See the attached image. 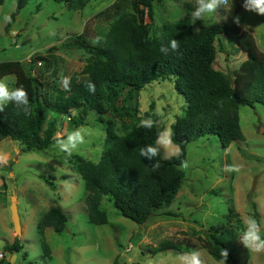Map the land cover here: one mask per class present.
I'll return each mask as SVG.
<instances>
[{
    "label": "rangeland",
    "instance_id": "374dc122",
    "mask_svg": "<svg viewBox=\"0 0 264 264\" xmlns=\"http://www.w3.org/2000/svg\"><path fill=\"white\" fill-rule=\"evenodd\" d=\"M133 2L90 0L84 9L75 10L65 2L32 0L13 22L11 16L17 0H5L0 5V62L20 61L29 74L38 78L47 120L51 115L50 101L59 90L65 89L64 78L68 81L74 75L84 78L82 71L91 54L78 45L74 37L85 33L93 44L103 42L115 20L126 11H133ZM232 2L233 7H240L239 25L250 38L241 45L238 40L221 34L217 42V67L235 79L247 77L246 84H249L255 67L253 60L256 55L264 59V15L247 11L244 0ZM196 7L197 0H163L155 4L153 20L146 17V21L153 35L161 38L168 26L186 18L199 30L222 21L227 15L221 9L204 20H194ZM97 37L100 40L95 43ZM15 79V74H10L0 81L13 89ZM236 86L241 89L239 82ZM106 105L108 111L104 117L114 119L119 134H124L126 126L133 121L149 120L146 118L149 112L156 113L163 131L172 134V124L185 114L186 99L176 90L173 77L152 82L139 95L135 90L119 89L118 97L108 99ZM115 105L124 114L137 109L136 117L118 116ZM76 115L72 112L59 117L57 136L65 138L71 131L83 129L87 133L85 142L71 157L79 154L97 163L104 150L111 146L105 126L94 111H90L81 126L74 122ZM240 117L244 140L225 148L217 135H208L188 145V167H182L186 173L182 188L171 205L152 216L144 232L138 223L122 216L109 197L102 201L108 223L97 225L89 221L85 181L73 170L68 162L70 157L61 152L56 143L46 151L27 152L23 151L21 143L4 139L0 142V264H113L117 256L120 264H177L179 254L191 253L152 252L167 240L199 251L205 264H221L209 253L208 233L214 227L226 225L234 227L240 237L248 217L260 222L264 239V105L258 102L254 106L242 105ZM159 146L167 158L179 152L173 141L167 148ZM228 165L237 166L239 171H225ZM11 178L18 185L21 232L15 231L12 221ZM56 205L63 208L69 219L63 232L58 233L53 227L46 229L50 248L47 253L38 225L42 216ZM230 209L236 215L232 220L227 218ZM16 241L20 245L18 251L9 248ZM250 254L247 264H264V252L250 251Z\"/></svg>",
    "mask_w": 264,
    "mask_h": 264
},
{
    "label": "trees",
    "instance_id": "16d2710c",
    "mask_svg": "<svg viewBox=\"0 0 264 264\" xmlns=\"http://www.w3.org/2000/svg\"><path fill=\"white\" fill-rule=\"evenodd\" d=\"M5 0H0V5ZM32 0H17L11 22ZM65 2L71 9H84L90 0H55ZM163 0H134L133 11H126L105 33L103 42L95 45L82 33L74 41L91 54L82 71L84 78L74 75L68 89H61L50 101L49 119L44 113V99L41 82L29 74L20 61L0 62V79L15 74L16 88L23 87L29 94L30 114H25L15 104L9 103L0 112V142L6 138L23 145V151H46L58 137L59 117L76 112L77 126L85 124L90 111L99 115L104 124L111 146L104 150L99 162L74 154L68 159L74 171L82 175L88 190L87 206L89 221L101 225L108 223V215L102 207L105 197L113 200L119 213L138 224L152 218L159 209L171 205L182 188L186 173L182 162L188 159V145L203 136L217 135L223 147L244 140L241 127L240 107L264 105V59L256 55L251 83L247 77L235 79L228 72L217 67V42L220 35L238 40L243 45L249 33L234 23L240 13L238 5L231 8L222 21L195 30L192 21L186 18L167 27V33L158 38L152 33L146 17L153 20L155 4ZM176 39L179 49L171 50L169 42ZM162 46L169 50L161 52ZM224 46V45H223ZM250 47L251 45L248 44ZM247 47V48H249ZM254 59V58H253ZM257 59V60H256ZM251 60V59H250ZM245 72L241 74H245ZM175 77V88L186 99L185 114L172 124V141L179 147L177 155L167 158L157 144L158 134L163 132L159 116L154 112L146 118L154 122L151 129L141 127V121H133L126 126L125 133L115 130L114 119L105 118L108 99L117 98L119 89L135 90L138 95L152 82H163ZM241 79V81H240ZM237 80V81H236ZM96 85L93 94L87 84ZM240 84V90L238 85ZM245 89L242 90V89ZM154 108V105L152 106ZM118 116L127 115L131 119L137 115L126 112L115 105ZM152 145L159 148V155L152 161L140 155V149ZM159 161L160 167L153 169ZM53 188L56 185L50 182ZM256 208V204H253ZM172 215L171 213H168ZM254 215L258 217V212ZM233 209L227 214L228 220L235 217ZM68 215L60 205L49 209L38 225L45 252L50 248L46 240V229L53 227L56 232L67 228ZM208 233L209 253L217 261H222L221 252L229 251L226 264H247L250 250L240 242L239 233L232 226L220 225ZM10 249L20 250L16 241ZM192 252L191 246L174 241H163L153 249L157 254L165 251ZM113 264H120L119 257Z\"/></svg>",
    "mask_w": 264,
    "mask_h": 264
},
{
    "label": "clouds",
    "instance_id": "9594fccd",
    "mask_svg": "<svg viewBox=\"0 0 264 264\" xmlns=\"http://www.w3.org/2000/svg\"><path fill=\"white\" fill-rule=\"evenodd\" d=\"M230 8H233L232 0H197V7L193 12L194 20H204L206 17L211 16L216 13L218 10L223 9L226 13ZM244 8L247 11L255 12L259 15H264V0H244ZM6 20L10 18L6 17ZM234 23L239 25L240 18L235 17ZM100 40L99 37L94 41L98 43ZM170 48L173 51L179 49V42L176 39H172L169 42ZM161 52H166L169 50V46H162ZM68 78H64L63 85L68 89ZM88 90L93 94L96 91L95 83L89 81L87 84ZM70 90V89H68ZM12 103L15 104L17 108H20L25 114H30V101L29 94L25 88L17 87L10 89L4 81H0V112L4 110V106ZM154 122L149 120H141V127L151 129ZM85 131L83 129H76L67 134L65 138H59L56 140V146L59 150L65 153L68 157H71L73 152L78 149L79 145L85 142ZM59 136V133L57 134ZM157 144L163 145L167 148L172 144L171 133L168 130L163 131L158 134ZM140 155L148 158V160H153L159 155V148L147 145L140 149ZM182 167L187 168V161L182 162ZM160 167L159 161H156L153 164V169H158ZM225 171H239V168L235 165H228L224 169ZM245 229L240 235V242L243 246L254 253L264 252V239L261 237V224L255 217H248L244 220ZM223 260L221 264H226V261L229 258V251L224 249L221 252ZM177 264H205L204 260L201 257L199 251L193 250L191 253L179 254L176 258Z\"/></svg>",
    "mask_w": 264,
    "mask_h": 264
},
{
    "label": "water",
    "instance_id": "95a60500",
    "mask_svg": "<svg viewBox=\"0 0 264 264\" xmlns=\"http://www.w3.org/2000/svg\"><path fill=\"white\" fill-rule=\"evenodd\" d=\"M12 182V204H11V212H12V221L14 222V229L17 232H21V220L18 209V185L11 178ZM151 218L147 219L145 222L139 224L141 226L142 232H144L145 225L150 221Z\"/></svg>",
    "mask_w": 264,
    "mask_h": 264
},
{
    "label": "built area",
    "instance_id": "2783aa9c",
    "mask_svg": "<svg viewBox=\"0 0 264 264\" xmlns=\"http://www.w3.org/2000/svg\"><path fill=\"white\" fill-rule=\"evenodd\" d=\"M40 64H42V63L40 62ZM1 256H3V255H1Z\"/></svg>",
    "mask_w": 264,
    "mask_h": 264
},
{
    "label": "crops",
    "instance_id": "0c3cea01",
    "mask_svg": "<svg viewBox=\"0 0 264 264\" xmlns=\"http://www.w3.org/2000/svg\"><path fill=\"white\" fill-rule=\"evenodd\" d=\"M5 78V77H4ZM15 83H16V79H15Z\"/></svg>",
    "mask_w": 264,
    "mask_h": 264
}]
</instances>
